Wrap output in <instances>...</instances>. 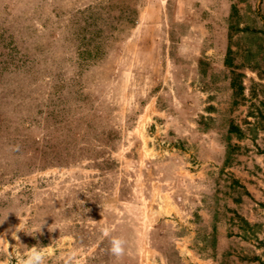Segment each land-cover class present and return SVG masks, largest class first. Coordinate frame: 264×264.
<instances>
[{"label":"rangeland","instance_id":"1","mask_svg":"<svg viewBox=\"0 0 264 264\" xmlns=\"http://www.w3.org/2000/svg\"><path fill=\"white\" fill-rule=\"evenodd\" d=\"M0 237L264 264V0H0Z\"/></svg>","mask_w":264,"mask_h":264},{"label":"clouds","instance_id":"2","mask_svg":"<svg viewBox=\"0 0 264 264\" xmlns=\"http://www.w3.org/2000/svg\"><path fill=\"white\" fill-rule=\"evenodd\" d=\"M23 230V225L20 224L19 228L16 229V232H13L12 239L19 240L18 236L16 235L17 232ZM101 234L104 237L110 236V228L109 227H103L100 229ZM125 241L119 238H111L110 240V248H109V254L116 259H119L122 257L125 253ZM12 247L8 240L4 237H0V248L7 249V258L4 261H0V264H13V261H15V264H45L47 257L51 254V248L45 247L43 249H38L37 247H31L26 254L21 255L18 259L16 258L15 254L11 251H9V248ZM13 248V247H12Z\"/></svg>","mask_w":264,"mask_h":264},{"label":"trees","instance_id":"3","mask_svg":"<svg viewBox=\"0 0 264 264\" xmlns=\"http://www.w3.org/2000/svg\"><path fill=\"white\" fill-rule=\"evenodd\" d=\"M227 63H228V62H227ZM228 64H229V63H228ZM235 86H236V92H237L239 95L243 94L244 89H243L242 85H240V84L237 85V84L235 83ZM229 132H230V133H239V134H240V130H239L238 128H234V127H230Z\"/></svg>","mask_w":264,"mask_h":264}]
</instances>
